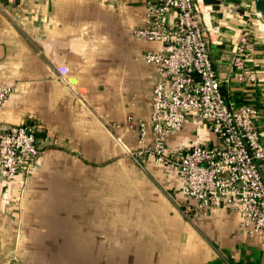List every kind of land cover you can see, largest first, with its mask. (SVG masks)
Masks as SVG:
<instances>
[{"label":"crops","instance_id":"1","mask_svg":"<svg viewBox=\"0 0 264 264\" xmlns=\"http://www.w3.org/2000/svg\"><path fill=\"white\" fill-rule=\"evenodd\" d=\"M158 1L0 0V84L13 88L0 105V130L31 125L42 150L25 183L21 173L0 176V264L29 238L44 264H264L263 234H249L239 212L196 217L176 170L140 160L142 182L125 181L124 148L137 146L156 75L142 54L158 50L130 31ZM200 2L212 10L209 52L220 78L233 72L241 34H251L243 70L254 81L221 90L264 128V28L252 0ZM191 144L219 142L190 120L167 141L176 153ZM111 227L121 240L112 251Z\"/></svg>","mask_w":264,"mask_h":264},{"label":"built area","instance_id":"2","mask_svg":"<svg viewBox=\"0 0 264 264\" xmlns=\"http://www.w3.org/2000/svg\"><path fill=\"white\" fill-rule=\"evenodd\" d=\"M211 19V8L200 0H159L131 29L132 40L158 50L142 54L156 75L149 116L136 122L137 146L128 154L138 165L150 160L176 170L183 180L181 194L196 217L212 210L239 212L249 234H263L264 250V128L255 126L252 108L230 107L221 90L231 81H254L243 70L252 38L247 31L241 34L233 72L222 79L209 52ZM12 93L11 86L0 84V105ZM189 120L204 124L219 145L191 144L181 153L169 149L168 139ZM41 154L31 125L0 130V176L21 173L25 183Z\"/></svg>","mask_w":264,"mask_h":264},{"label":"rangeland","instance_id":"3","mask_svg":"<svg viewBox=\"0 0 264 264\" xmlns=\"http://www.w3.org/2000/svg\"><path fill=\"white\" fill-rule=\"evenodd\" d=\"M129 149H131V148H124V155H123V160H125V174H126L125 181H126V183H131L133 181L142 182V178L138 177L137 171H136V169H134L135 165H138L137 160H135V158L133 159L129 156V154H128ZM110 177L116 178L115 175H112ZM125 200L127 201V199H125ZM130 226H131V224H130ZM112 230H116V228L111 227V229L109 230L110 251H112L115 246H121L120 245V243H121L120 239H116L115 237L111 238L112 234H113ZM125 230H126V232L127 231L132 232L131 227L129 228L128 222H126V224H125ZM36 237H34V239H37ZM28 240H29V242H28ZM41 242H44V239H42ZM25 243H28V248H27L26 252H22L21 250H23ZM24 244H23L22 249L20 251H19L20 248L17 250L16 255L13 254V256L10 257V260L12 261V263H9V264H44V263H42L41 260H39V259H42L43 256H41L40 253L39 254L34 253L35 251L39 252L41 249H39V247L37 248L36 244H34L32 239H30V238L26 239V240L24 239ZM46 250H49V249H45V251ZM40 252H42V251H40ZM45 253H47V252H45ZM109 254H111V252H109ZM47 257L48 256H46L45 258H47ZM115 257H116L115 255H103V258L108 262H116ZM94 258H101V256L100 255H94Z\"/></svg>","mask_w":264,"mask_h":264},{"label":"water","instance_id":"4","mask_svg":"<svg viewBox=\"0 0 264 264\" xmlns=\"http://www.w3.org/2000/svg\"><path fill=\"white\" fill-rule=\"evenodd\" d=\"M253 3V7H254V11L255 14L257 16V18L259 19V21L261 22L263 28H264V0H252ZM261 143L263 145L264 148V140H261ZM262 177L264 179V174H262Z\"/></svg>","mask_w":264,"mask_h":264}]
</instances>
